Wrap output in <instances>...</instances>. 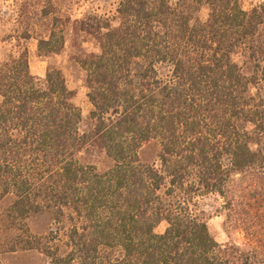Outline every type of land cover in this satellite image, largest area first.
I'll list each match as a JSON object with an SVG mask.
<instances>
[{"label":"trees","instance_id":"1","mask_svg":"<svg viewBox=\"0 0 264 264\" xmlns=\"http://www.w3.org/2000/svg\"><path fill=\"white\" fill-rule=\"evenodd\" d=\"M117 13L119 27L107 21L97 35L100 54L79 61L90 131L80 128L60 70L42 85L27 53L0 64V204L8 202L0 255L36 250L51 264H264L258 237L245 238L255 244L247 250L218 243L201 208L218 197L231 213L235 179L264 177V63L246 75L232 59L254 51L263 17L240 0H119ZM59 20L40 43L52 53L65 45ZM93 140L113 161L104 173L78 159ZM151 142L159 165L140 159ZM45 213L53 227L35 236L27 221Z\"/></svg>","mask_w":264,"mask_h":264},{"label":"rangeland","instance_id":"2","mask_svg":"<svg viewBox=\"0 0 264 264\" xmlns=\"http://www.w3.org/2000/svg\"><path fill=\"white\" fill-rule=\"evenodd\" d=\"M118 3L119 0H0V64L11 55L18 56L25 52L31 74L42 85L48 71L60 70L73 93L72 103L82 113V131H90L92 127L89 118L92 105L87 97L86 74L79 61L100 54L97 35L105 32L103 27L107 21L112 28L119 27ZM240 3L247 12L258 10L264 19V0H240ZM208 15L209 9L205 6L198 18L205 22ZM56 19H60L57 24L59 29H63L65 45L61 52L52 53L40 43L48 40ZM254 52L258 58L254 57ZM232 59L246 75L253 73L258 61L264 63V22L260 26L254 51L238 50ZM159 153L158 144L151 142L142 147L139 156L144 164L159 165ZM78 159L82 164L93 165L100 173L113 166V161L95 140L78 154ZM257 177L260 176L251 174L235 179L232 191L236 200L231 213L222 210L224 200L218 197L201 201V208L209 216V231L218 243L234 242L247 250L255 246L245 239L251 234L252 237L256 236L254 238L258 237L264 247V177ZM7 206L8 202L1 203L0 210ZM27 225L33 235L45 236L53 227V217L49 213L32 215ZM234 226L237 228L233 229ZM241 227L247 231H241ZM166 228L167 223L162 222L155 233L162 235ZM0 264L51 263L42 252L31 250L1 254Z\"/></svg>","mask_w":264,"mask_h":264}]
</instances>
